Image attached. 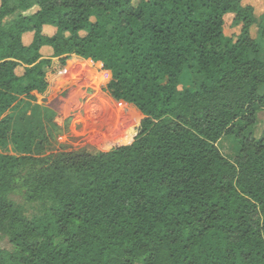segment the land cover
<instances>
[{
  "label": "trees",
  "instance_id": "obj_1",
  "mask_svg": "<svg viewBox=\"0 0 264 264\" xmlns=\"http://www.w3.org/2000/svg\"><path fill=\"white\" fill-rule=\"evenodd\" d=\"M255 21L241 0H0V264H264ZM94 78L108 103L70 135L120 134L55 148L46 106Z\"/></svg>",
  "mask_w": 264,
  "mask_h": 264
},
{
  "label": "rangeland",
  "instance_id": "obj_2",
  "mask_svg": "<svg viewBox=\"0 0 264 264\" xmlns=\"http://www.w3.org/2000/svg\"><path fill=\"white\" fill-rule=\"evenodd\" d=\"M136 3V1H134ZM243 6H250L254 10V15L256 21L250 29V34L253 39L258 38V27L261 20L264 19V0H241ZM232 15L225 16V26L224 33L227 36H231L233 39L237 37L240 31V26L232 27L231 20ZM49 35L52 33V29L47 32ZM42 56L45 58H50L45 50L41 51ZM253 57V56H252ZM258 57L264 59V42L261 41V51L258 54ZM18 75L23 74V70L20 68L16 72ZM82 89V93L79 92L75 97L73 95L71 98L75 101L72 106L66 109V112H63L64 108L63 102L67 97L59 98L58 100L50 102L46 107L51 111L53 117L51 118V125L56 127L53 130L54 133V147L59 146H72L76 147L79 145L86 146L87 150L93 154H97L100 151L105 150L110 141L115 138V127L109 124L107 129L103 130L101 133H91L88 140L82 139V137H75L70 135V131L74 126L78 125L81 121L85 120H94L100 113L101 109L107 105L108 99L98 88L95 78L92 80L84 81L79 86ZM264 93V88L263 90ZM58 118V120H57ZM258 125L256 127V136L259 137L264 129V111L259 113L258 116ZM57 120V121H56ZM70 126V129H66V125ZM218 148L221 153L233 159L236 155L238 148L235 140L232 137H225L218 142ZM3 246H6V242L2 243Z\"/></svg>",
  "mask_w": 264,
  "mask_h": 264
},
{
  "label": "crops",
  "instance_id": "obj_3",
  "mask_svg": "<svg viewBox=\"0 0 264 264\" xmlns=\"http://www.w3.org/2000/svg\"><path fill=\"white\" fill-rule=\"evenodd\" d=\"M50 29H52V33H51V35L55 32V29L54 28H52V27H48V26H45L44 27V29H43V31H44V34H46V35H49L47 32H48V30H50ZM50 36V35H49ZM28 38V37H27ZM42 50H45V52L48 54V56H50L51 54H52V50H51V48H49V47H43L42 49H41V51ZM41 53V52H40ZM41 55H42V53H41ZM43 57V56H42ZM45 58V57H44ZM22 70H23V68L22 67H20ZM20 68H18V69H20ZM17 69V70H18ZM17 70H16V72H17ZM23 72H24V70H23ZM17 74V73H16ZM18 75V74H17ZM84 81H87V80H84ZM84 81H82V82H84ZM81 82V83H82ZM80 83V84H81ZM97 83V82H96ZM80 86V85H79ZM79 86H77V87H75V88H72L71 90H70V95L68 96V98H66L65 99V101L63 102V108H64V110H63V112H66L65 110L66 109H68L67 110V112H69V108L72 106V104H73V102L75 103V101L71 98L73 95H75L76 93L78 94L79 92H81L82 91V89H80L79 88ZM82 93V92H81ZM69 94V93H68ZM77 95H75V97H76ZM67 97V96H66ZM63 99L65 98V97H62ZM61 99V98H60ZM76 104V103H75ZM98 117V116H97ZM96 117V118H97ZM95 118V119H96ZM57 120H58V118H57ZM56 120V121H57ZM85 121H87V120H85ZM109 124H107V126H108ZM111 125V124H110ZM105 127L103 130H105V129H107L108 127ZM102 130V131H103ZM102 131H100V132H92V133H101Z\"/></svg>",
  "mask_w": 264,
  "mask_h": 264
},
{
  "label": "bare ground",
  "instance_id": "obj_4",
  "mask_svg": "<svg viewBox=\"0 0 264 264\" xmlns=\"http://www.w3.org/2000/svg\"><path fill=\"white\" fill-rule=\"evenodd\" d=\"M114 132H115V134H116L115 136H118V135L120 134V131H119L117 128L115 129Z\"/></svg>",
  "mask_w": 264,
  "mask_h": 264
}]
</instances>
